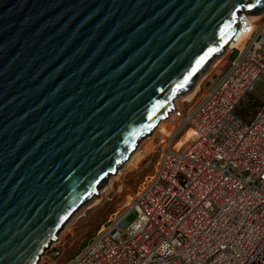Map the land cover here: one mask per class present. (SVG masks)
Listing matches in <instances>:
<instances>
[{
	"label": "water",
	"instance_id": "water-1",
	"mask_svg": "<svg viewBox=\"0 0 264 264\" xmlns=\"http://www.w3.org/2000/svg\"><path fill=\"white\" fill-rule=\"evenodd\" d=\"M242 10L264 0H0V264L38 263Z\"/></svg>",
	"mask_w": 264,
	"mask_h": 264
},
{
	"label": "built area",
	"instance_id": "built-area-1",
	"mask_svg": "<svg viewBox=\"0 0 264 264\" xmlns=\"http://www.w3.org/2000/svg\"><path fill=\"white\" fill-rule=\"evenodd\" d=\"M249 14L237 17V33L250 34L235 58L169 111L173 129L130 199L59 264H264V101L239 112L264 75V15Z\"/></svg>",
	"mask_w": 264,
	"mask_h": 264
},
{
	"label": "rangeland",
	"instance_id": "rangeland-1",
	"mask_svg": "<svg viewBox=\"0 0 264 264\" xmlns=\"http://www.w3.org/2000/svg\"><path fill=\"white\" fill-rule=\"evenodd\" d=\"M258 13L263 14L264 10ZM229 44L230 42L228 45ZM228 45L224 48L223 52L216 55L209 62L191 87L176 95L175 100L178 105H182L183 102L188 101L184 100L182 96L190 92L195 87V84L199 83L200 88L198 89L199 92H197L192 99H197L200 94L210 87L212 79L223 69L228 57L232 54L229 53L228 50L235 45L232 44L230 47H228ZM236 54L237 52H233L231 58H235ZM263 101L264 75L258 80L250 94L243 99L239 106V112L247 119L254 114V110ZM159 123L153 129L152 134L149 133L145 135L139 141L137 147L132 152L134 153L132 160L128 162L127 159L123 165L118 168V173L109 175L107 180L99 187L98 193L93 194L77 209L59 232V240L53 241L50 244L47 251L40 258L38 264H59L63 260L76 254L85 246L89 238L106 219L108 214L119 208L127 199H130L141 179L150 172L152 164L158 154L157 149L160 145L159 140L167 134V132L162 130V126L166 124V122ZM188 133L189 131H186L178 138L175 147L180 146ZM93 196H97L99 203L94 204L97 198L95 199ZM52 247L61 249L63 252L61 258L57 259L51 256V252L53 251Z\"/></svg>",
	"mask_w": 264,
	"mask_h": 264
},
{
	"label": "bare ground",
	"instance_id": "bare-ground-1",
	"mask_svg": "<svg viewBox=\"0 0 264 264\" xmlns=\"http://www.w3.org/2000/svg\"><path fill=\"white\" fill-rule=\"evenodd\" d=\"M241 15V14H240ZM264 15V13L262 14V13H256V14H249V16L247 15V17H246V20H247V22L249 23H252V22H254V21H257V20H259L260 18H262V16ZM249 34L250 33H248V32H245V33H243L242 31H240V32H238L237 33V31L235 32V34H234V36H236V38H234V37H232L231 38V40H230V44L228 45V47H230L232 44H234L235 46L233 47H231L230 48V50H228L229 51V53H232L233 52V49L232 48H236V47H241V44H243L244 42H245V40L247 39V37L249 36ZM226 45V46H227ZM225 46V47H226ZM224 47V48H225ZM215 57V56H214ZM219 59V58H218ZM228 59H229V57H228ZM214 61V60H213ZM216 61V60H215ZM216 75V74H215ZM203 79V78H202ZM200 88V86H199V83H197V84H195V87L190 91V92H187V94H185L184 96H182L183 97V99L184 100H191L194 96H195V94L197 93V92H199L198 91V89ZM176 98V97H175ZM177 103H176V100H175V105H176ZM170 116H171V114H168V117L166 116L165 118H162V119H160L158 122H157V124L159 123V124H161V122H166V124H164L163 126H162V130L164 131V132H167V134L166 135H168L171 131H172V129H173V125H172V123H171V120H170ZM162 120V121H161ZM156 124V125H157ZM156 125H155V127H156ZM154 127V128H155ZM151 134L153 133V130L150 132ZM190 133V132H189ZM188 133V135L185 137V139L181 142V144L189 137V134ZM166 135L163 137V138H161L159 141H162V140H164L165 138H166ZM180 144V145H181ZM176 145V144H175ZM175 147V146H174ZM134 155V153H131V155L128 157V162L129 161H131L132 160V158L134 157L133 156ZM119 168V167H118ZM119 171H118V169L116 170V172L115 173H118ZM113 174V173H112ZM111 175V174H110ZM109 177V176H108ZM93 198H97V196H93ZM97 203H99V200H98V198L95 200V202H94V204H97ZM59 237V236H58ZM57 240H59V238H57ZM52 243V242H51ZM50 243V244H51ZM50 244H49V246H50ZM48 246V247H49ZM47 247V248H48ZM47 248L45 249V251L43 252V254L46 252V250H47ZM42 254V255H43ZM42 255H41V257H42ZM40 257V258H41ZM40 260V259H39ZM38 263H39V261H38ZM37 263V264H38Z\"/></svg>",
	"mask_w": 264,
	"mask_h": 264
},
{
	"label": "trees",
	"instance_id": "trees-1",
	"mask_svg": "<svg viewBox=\"0 0 264 264\" xmlns=\"http://www.w3.org/2000/svg\"><path fill=\"white\" fill-rule=\"evenodd\" d=\"M253 12H257L256 10H254Z\"/></svg>",
	"mask_w": 264,
	"mask_h": 264
},
{
	"label": "crops",
	"instance_id": "crops-1",
	"mask_svg": "<svg viewBox=\"0 0 264 264\" xmlns=\"http://www.w3.org/2000/svg\"><path fill=\"white\" fill-rule=\"evenodd\" d=\"M64 261V260H63Z\"/></svg>",
	"mask_w": 264,
	"mask_h": 264
}]
</instances>
